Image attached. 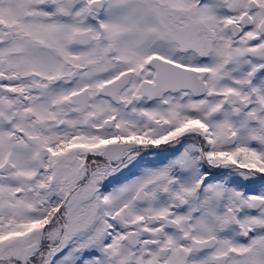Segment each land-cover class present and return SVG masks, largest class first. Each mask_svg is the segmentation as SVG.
<instances>
[{
  "label": "snow or ice",
  "instance_id": "snow-or-ice-1",
  "mask_svg": "<svg viewBox=\"0 0 264 264\" xmlns=\"http://www.w3.org/2000/svg\"><path fill=\"white\" fill-rule=\"evenodd\" d=\"M0 264H264V0H0Z\"/></svg>",
  "mask_w": 264,
  "mask_h": 264
}]
</instances>
